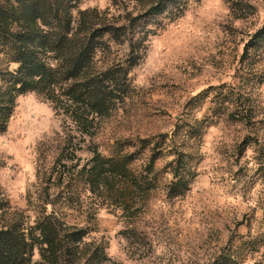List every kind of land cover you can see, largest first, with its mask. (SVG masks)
Instances as JSON below:
<instances>
[{"label": "rangeland", "instance_id": "obj_1", "mask_svg": "<svg viewBox=\"0 0 264 264\" xmlns=\"http://www.w3.org/2000/svg\"><path fill=\"white\" fill-rule=\"evenodd\" d=\"M252 3L256 12L248 20L235 19L224 0L192 3L150 40L145 59L130 71L131 94L93 143L104 156L119 142L161 134L168 146L154 167L158 188L137 202L143 205L138 216L130 221L120 208L103 207L90 224V239L107 247V264H264V83L246 88L238 77L247 37L264 23V0ZM132 7L128 0L80 4L114 19ZM117 50L118 58L128 52ZM234 102L239 109L254 106L256 117L229 119ZM68 127L50 102L29 93L0 132V193L31 222L45 189L51 198L58 189L49 177ZM88 145H79L82 164L91 157ZM179 151L188 156L189 190L170 198ZM68 221L85 225L84 215Z\"/></svg>", "mask_w": 264, "mask_h": 264}, {"label": "trees", "instance_id": "obj_2", "mask_svg": "<svg viewBox=\"0 0 264 264\" xmlns=\"http://www.w3.org/2000/svg\"><path fill=\"white\" fill-rule=\"evenodd\" d=\"M83 1L0 0V132L29 93L50 102L70 126L49 177L58 189L53 198L45 189L33 222L0 193V264H107L106 245L90 239L99 210L120 208L134 220L139 201L158 188L154 167L166 156L168 135L119 142L108 156L93 140L131 94L130 71L145 59L150 40L201 0H128L132 10L117 19L108 11L81 10ZM224 1L237 20L255 15L252 0ZM122 47L128 52L118 58ZM239 63L246 88L264 83V23L248 35ZM232 104L229 119L249 123L256 117L254 106ZM87 142L91 157L82 164L79 145ZM178 155L171 163L170 198L189 190L188 156ZM76 214L84 215V226L68 221Z\"/></svg>", "mask_w": 264, "mask_h": 264}]
</instances>
